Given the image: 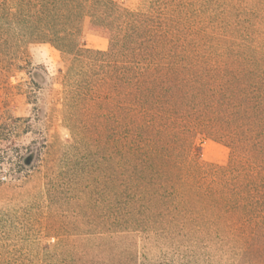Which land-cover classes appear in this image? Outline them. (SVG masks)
I'll return each mask as SVG.
<instances>
[{"label":"trees","instance_id":"obj_1","mask_svg":"<svg viewBox=\"0 0 264 264\" xmlns=\"http://www.w3.org/2000/svg\"><path fill=\"white\" fill-rule=\"evenodd\" d=\"M148 1L0 0V63L55 48L64 121L95 154L86 189L47 191L70 219L47 223L45 264H153L152 246L161 264H264V0ZM85 22L106 50L81 43ZM199 137L228 161L198 162Z\"/></svg>","mask_w":264,"mask_h":264},{"label":"rangeland","instance_id":"obj_2","mask_svg":"<svg viewBox=\"0 0 264 264\" xmlns=\"http://www.w3.org/2000/svg\"><path fill=\"white\" fill-rule=\"evenodd\" d=\"M116 1L130 9L149 5L148 0ZM81 43L100 50L108 46L107 38L87 22L82 26ZM63 71L62 55L49 44L30 45L13 62L7 57L0 63V264H45L48 253L55 252L48 245L58 234L48 232L47 223L70 219L67 200L59 198L88 186L95 157L86 150L91 148V135L85 132L81 144L74 145L78 137L64 121L68 84ZM32 151L34 161L26 165L24 159ZM194 156L198 162L225 164L229 149L199 137ZM48 189L62 194L52 205ZM144 251L153 264L174 259L159 246ZM201 258L199 264L217 263Z\"/></svg>","mask_w":264,"mask_h":264},{"label":"water","instance_id":"obj_3","mask_svg":"<svg viewBox=\"0 0 264 264\" xmlns=\"http://www.w3.org/2000/svg\"><path fill=\"white\" fill-rule=\"evenodd\" d=\"M26 160H24V163L26 165H31L32 162L34 161V158H35V153L34 151H32L29 155H27L26 157Z\"/></svg>","mask_w":264,"mask_h":264}]
</instances>
